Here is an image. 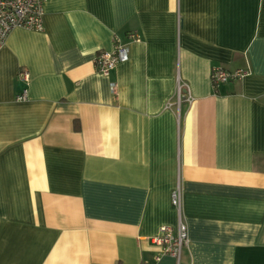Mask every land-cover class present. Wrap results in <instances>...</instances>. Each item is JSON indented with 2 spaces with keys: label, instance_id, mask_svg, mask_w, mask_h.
<instances>
[{
  "label": "crops",
  "instance_id": "crops-1",
  "mask_svg": "<svg viewBox=\"0 0 264 264\" xmlns=\"http://www.w3.org/2000/svg\"><path fill=\"white\" fill-rule=\"evenodd\" d=\"M42 20L0 47V264H175L150 238L176 185L184 264H264V0H46ZM114 36L128 59L103 75ZM213 66L247 74L213 88Z\"/></svg>",
  "mask_w": 264,
  "mask_h": 264
},
{
  "label": "built area",
  "instance_id": "built-area-1",
  "mask_svg": "<svg viewBox=\"0 0 264 264\" xmlns=\"http://www.w3.org/2000/svg\"><path fill=\"white\" fill-rule=\"evenodd\" d=\"M46 0H0V47L4 43L7 35L14 28H25L29 30L42 31L43 26V6ZM133 38L134 35L130 34ZM128 59L126 47L120 43L117 36L112 39L111 50H100L94 57L96 71L103 75L109 72L119 63ZM247 71L243 68L227 70L221 66H213L210 70V83L213 88L221 83L241 79ZM18 80L27 84L29 72L20 68L16 74ZM113 86V84H112ZM185 84L179 83L177 87V96L175 103L177 105L182 101H190L191 97L183 93ZM27 97L26 88H23L16 94L17 100H24ZM171 105V103H169ZM170 202L177 213L175 227L162 225L158 233L150 238L151 242L158 246L155 258L159 259L163 255H169L174 258L175 264H184L182 260L183 248L188 242L186 225L181 217V189L176 185L170 193Z\"/></svg>",
  "mask_w": 264,
  "mask_h": 264
}]
</instances>
